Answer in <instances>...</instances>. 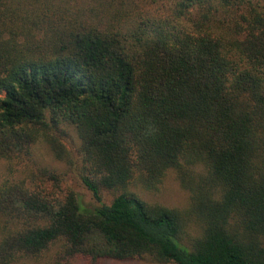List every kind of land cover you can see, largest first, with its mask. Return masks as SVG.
<instances>
[{
  "label": "trees",
  "instance_id": "obj_1",
  "mask_svg": "<svg viewBox=\"0 0 264 264\" xmlns=\"http://www.w3.org/2000/svg\"><path fill=\"white\" fill-rule=\"evenodd\" d=\"M0 169V264H264V0H0Z\"/></svg>",
  "mask_w": 264,
  "mask_h": 264
},
{
  "label": "rangeland",
  "instance_id": "obj_2",
  "mask_svg": "<svg viewBox=\"0 0 264 264\" xmlns=\"http://www.w3.org/2000/svg\"><path fill=\"white\" fill-rule=\"evenodd\" d=\"M65 131L62 133L63 141L67 148V154L69 158L64 161H58L53 157V154L50 149H48L44 144H39L38 147V157L40 158L41 164H47L50 166H55L59 169H63L65 175L63 179L60 180L61 184L70 185L73 187L83 200L89 206L94 205V198L91 191H89L86 186L80 181L79 177V168H80V153H79V144L80 140L76 134L73 127H64ZM71 161V165L66 161ZM1 171V169H0ZM131 189L136 191L142 198L147 200L150 203H161L169 207L180 208L186 210L189 205V196L190 190L186 187L177 173L172 170L170 171L163 183L160 185L159 189L147 190L139 186H131ZM112 193L110 191L103 192V199L106 202H109L112 199ZM194 229L190 230L191 234H194ZM72 264H83V262L75 261ZM104 264H173V263H157L150 262L146 260H132V261H116L108 260Z\"/></svg>",
  "mask_w": 264,
  "mask_h": 264
}]
</instances>
